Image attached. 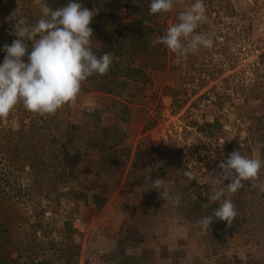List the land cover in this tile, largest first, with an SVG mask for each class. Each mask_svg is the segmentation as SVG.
Listing matches in <instances>:
<instances>
[{
    "label": "rangeland",
    "instance_id": "rangeland-1",
    "mask_svg": "<svg viewBox=\"0 0 264 264\" xmlns=\"http://www.w3.org/2000/svg\"><path fill=\"white\" fill-rule=\"evenodd\" d=\"M79 2L113 63L55 114L0 118V264H264V168L226 193L230 226L198 223L227 154L264 159V0H203L214 44L186 57L157 41L193 0L155 15L149 0ZM44 3L0 0V48L18 38L6 17L34 23Z\"/></svg>",
    "mask_w": 264,
    "mask_h": 264
},
{
    "label": "clouds",
    "instance_id": "clouds-1",
    "mask_svg": "<svg viewBox=\"0 0 264 264\" xmlns=\"http://www.w3.org/2000/svg\"><path fill=\"white\" fill-rule=\"evenodd\" d=\"M173 4L174 0H150L149 14H166ZM93 15L79 0H67L64 6L57 8L42 4L41 18L34 23H28L17 10L6 17L15 21L14 34L18 38L0 48L6 53L0 62V118L9 116L20 104L33 113L55 114L77 97L83 81L109 71L113 63L111 54L105 52L98 56L93 51V30L89 27ZM206 19L203 0H193L190 7L178 12L177 21L157 42L179 57L210 49L214 44L213 35L197 31ZM28 41L32 42L31 51ZM217 168L220 170L217 176L225 184L208 197L209 202L218 207L199 219L198 223L204 228L214 220L226 222L228 226L232 224L237 210L226 193H235L243 181L257 178L264 168V159L233 150ZM153 188L167 200L169 192L162 179H155ZM180 200L177 195L170 202L179 205Z\"/></svg>",
    "mask_w": 264,
    "mask_h": 264
},
{
    "label": "trees",
    "instance_id": "trees-1",
    "mask_svg": "<svg viewBox=\"0 0 264 264\" xmlns=\"http://www.w3.org/2000/svg\"><path fill=\"white\" fill-rule=\"evenodd\" d=\"M49 2L51 1V3H53V6H54V8H57L58 6H60V5H63V4H66L67 3V0H48ZM55 1V2H54ZM57 1V2H56ZM147 2H148V0H147ZM149 3H150V0H149ZM42 119V118H41ZM55 120H51V122H54ZM36 127V126H35ZM55 127H56V124H55ZM37 129H38V131H41V132H44V131H46V130H48L49 128H48V126H47V121L46 120H41L40 122H39V124H37ZM58 131H59V129H55V130H53V129H51V130H48V132H49V134H48V136H55L56 135V133H58ZM69 155V154H68ZM20 193V192H19ZM95 201H98V199H100L99 198V196H95Z\"/></svg>",
    "mask_w": 264,
    "mask_h": 264
},
{
    "label": "built area",
    "instance_id": "built-area-1",
    "mask_svg": "<svg viewBox=\"0 0 264 264\" xmlns=\"http://www.w3.org/2000/svg\"><path fill=\"white\" fill-rule=\"evenodd\" d=\"M258 53H259V52H258ZM257 59H258V54H257V56L254 55V56H253V59H251L249 62H250L251 64H253Z\"/></svg>",
    "mask_w": 264,
    "mask_h": 264
}]
</instances>
